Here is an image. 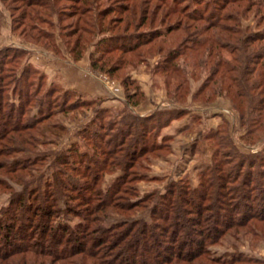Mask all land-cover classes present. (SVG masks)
<instances>
[{
	"label": "trees",
	"instance_id": "1",
	"mask_svg": "<svg viewBox=\"0 0 264 264\" xmlns=\"http://www.w3.org/2000/svg\"><path fill=\"white\" fill-rule=\"evenodd\" d=\"M13 1L17 5L13 9L9 7L11 27L21 26L20 34L25 31L30 39L33 35V40L45 43L57 30V38H64L61 42L68 48L69 34L74 36L80 31V34L93 37L97 32L100 37L93 42V47L102 44L105 49L96 58H92L94 51H89L93 68L107 52L133 54L158 36L154 34L139 41L136 39L138 34L106 35L95 21L98 14L86 19V13L95 9V0H73V12L77 14L71 22L74 29L63 35L60 22L64 14L62 5L56 7L58 0ZM142 2L131 7L127 21ZM158 2L172 8L173 14L192 22L183 28L186 38L182 43L163 55L165 66L158 72L164 73L166 79L174 76L185 82L184 66L195 69L210 66L209 75L196 93L212 80L217 84L213 94L221 95L223 91V95L229 97L240 124L246 128L245 134L264 132V30L245 33L246 27L242 28L237 20L220 14L222 6L205 15L203 9H195L188 1L181 6L178 0ZM14 11H19L18 15H14ZM201 22L204 25H199ZM49 28L53 30L49 31ZM80 37L76 35L68 53L78 49ZM130 38L136 41L128 45L121 42L111 47L104 45L106 40ZM189 43L191 47H188ZM187 49L191 52L185 53ZM6 51L12 55L7 57L8 61H3ZM223 52L229 59H224ZM16 53L13 47L0 49V69L3 62L4 65L13 62ZM140 53L136 51L133 55L137 57ZM179 57H182L180 61L173 63ZM25 69L21 68L16 76H11L10 89H5L7 84H1L6 77L0 75V190L9 193L6 204L0 207V264H264L261 258L240 251H233L228 257H215L208 249L220 237L235 234L237 230L254 237L264 236V183H258V178H264V155H258L250 162L232 159L235 147L230 137L227 134L216 136L214 131L204 139L212 140V146L216 148L228 150L224 152L226 154L218 153L220 157L205 167L196 187L190 188L185 180L179 179L165 183L163 192L153 190L134 201L128 202L126 198L125 203L120 202L119 192L134 196L132 188L126 186L145 178L134 169L143 168L139 158L154 152V156L159 157L156 152L166 150L163 143L156 144L150 137L144 139L148 126L154 128L147 126L144 119L152 115L149 113L140 118L134 114L126 131L118 127L122 136L111 148L105 149L110 140L103 139L109 134L86 127L80 137L89 142L92 153L81 151L78 154L76 142L64 152L57 151L54 146L64 126L51 118L74 110L77 101L57 108L58 99H49L54 95V89L49 87L37 99L34 114L28 117V112V118H25L28 110L25 102L39 94L41 81V77L36 76L35 82L23 84ZM33 84L34 89L29 91ZM179 85L178 82L176 89ZM229 90L232 91L230 94ZM4 93L11 97L4 98ZM64 94L61 98L66 101ZM152 119L156 121L153 116ZM134 127L137 134L130 138V130ZM256 163L260 167L254 170ZM113 166L120 171L119 176L107 187H101L103 173L111 171ZM253 175L257 183H252ZM132 191L136 193L135 189ZM254 191L261 196L257 212L251 205ZM108 209L132 213L133 209H147L149 221L126 216L127 219L106 226L102 222ZM204 212H210V215L202 216ZM67 216H74L79 221L70 225L63 219Z\"/></svg>",
	"mask_w": 264,
	"mask_h": 264
},
{
	"label": "rangeland",
	"instance_id": "2",
	"mask_svg": "<svg viewBox=\"0 0 264 264\" xmlns=\"http://www.w3.org/2000/svg\"><path fill=\"white\" fill-rule=\"evenodd\" d=\"M140 1H143L141 7H135L134 14L127 21L126 15H129L131 7ZM178 1L180 6L184 5L185 1L190 2V5L195 9L201 11L203 9L205 15L218 11V7L222 6L219 9L220 14H227L237 20L242 28L246 27L245 33L264 30V0ZM16 5L17 2L13 0H0V49L9 46L17 50L13 62L7 65H4V62L1 64L0 75L6 77L1 84H7L5 89L6 87L10 89L12 87V82L9 83L11 76H16L21 68H26L24 78H22L23 84L36 79V76L41 77L39 94L32 96L30 101L25 102V104L27 103L26 110L28 109L25 118L34 114L37 99L49 87L54 89V95L49 99L50 101L54 98L58 99L55 103L57 108L65 107L71 101H77L76 105L78 106L74 110L62 114L58 113L54 119L51 118L52 120L56 119V122L64 126V131L56 140L55 150L64 152V149L69 148L72 142H76L78 154L81 151L92 153V148L88 145L89 142L80 137L86 127L109 134L103 138L104 141L110 140V145L105 147L108 149L122 136V133L117 130L118 127L126 131L128 122L133 120L131 118L134 117V114L142 118V116L150 113L156 118L157 122L153 119L150 120L152 116L144 119L147 126L152 125L154 127L151 129L148 126L147 131L143 130L147 132L144 139L150 137L154 139L156 144L163 143L166 146L164 151L168 152L160 150L156 152L159 157H155L154 152L152 155L139 158L143 168L134 169L144 175L145 178L126 186L132 190L135 189L136 193L131 190L134 196H126V194L119 192L117 196L119 195L118 198H121L118 201L125 203L126 198L128 202L134 201L153 190L163 192L165 183L179 179L185 180L190 188L196 187L199 182V175L205 167L220 157L218 153H224L228 150L216 148L212 146V140L204 139L214 131L216 136L227 134L230 137L235 147L231 153L232 159L233 157L235 159H248L250 162L258 155H264V132L245 134L246 128L240 124L238 113L233 110L229 97H225L223 91L221 95L213 94V89L217 90V84L212 83L211 80L199 93H196L209 75L210 66L196 69L184 66L185 82H181L179 78L174 76L166 79L164 73L158 72L165 66L163 55L167 50L182 43L186 38L183 31L184 26L192 25L191 21L173 14L172 8H166V6L159 4L158 0H95V9L86 13L88 14L86 19L93 17L95 13L98 14L95 21H97L99 28L105 30L106 35L109 33L129 34L131 36L138 34L140 36H137L136 39L139 41L154 34L158 36L153 37L152 40L147 41L134 51L142 52L140 56H134V52L133 54L130 52L121 54L119 51L107 52L99 62L95 63L96 67L93 68L90 59L96 58L105 49L102 44L93 47V42L100 37L97 32L93 37H87L86 33L80 34V31H77L76 35H81V43L78 49L70 54L68 49L76 35H68L70 44L67 48L61 42L64 38H57V30H54L52 37L43 43L44 41L33 40L31 34V39L27 37L25 31L20 34L21 26L16 28L12 25L13 27H11L9 7L13 9ZM60 5H62V13L64 14L60 22L64 35L74 29L71 22L76 19L77 14L73 12L75 8L73 0H58L56 7ZM18 12L14 11V15H18ZM100 12L103 14L99 15ZM55 19L56 17L53 16L52 20L55 21ZM199 25H204V23L201 22ZM167 27H170L171 30H166ZM45 29L48 30V27ZM51 30L53 28H49V31ZM135 41L134 38L123 41L106 40L104 45L111 47L120 42L128 45ZM160 45L163 46L158 50ZM191 46L192 44L189 43L188 47ZM92 50L94 54L90 58L89 51ZM147 50L149 51L147 52ZM190 50H185V53L191 52ZM5 54L6 57H3V61H8L7 57H11L12 53L6 51ZM223 56L224 59H229V56L224 52ZM181 58L173 60V63H178ZM178 82L180 85L176 89ZM34 85L29 91L34 89ZM24 86L27 88L26 85ZM228 92L230 94L232 91L229 90ZM63 94L66 101L61 98ZM7 95L10 96L8 93H4L3 97L5 98ZM12 99L15 100L14 97ZM64 102L66 103L64 104ZM133 124L136 125L135 121ZM136 129L134 127L130 130V138L135 133L137 134L138 130ZM259 167V163H256L253 169L256 168L257 170ZM119 174L120 171L115 166L111 168V171L106 170L101 177L100 186L107 187ZM251 180L252 183L258 181H260L258 183H264V178H258V181H255V175ZM14 187L19 189L17 185ZM252 195V210L257 212L259 209L257 203L261 196L257 191H254ZM8 197L9 193L1 189L0 207L6 204ZM132 211L133 213L108 209L104 214L102 224L107 226L127 219L126 216L149 221L147 209H133ZM209 213L205 214L204 212L202 216L208 217ZM63 219L70 225L79 221L74 216L63 217ZM237 232L232 235L225 234L216 243L209 245V254L215 257H228L233 251H240L264 260V236L254 237L242 230H237Z\"/></svg>",
	"mask_w": 264,
	"mask_h": 264
}]
</instances>
